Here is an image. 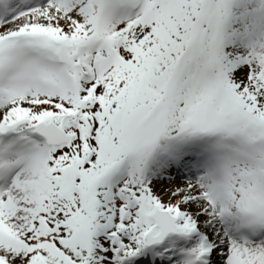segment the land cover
Instances as JSON below:
<instances>
[{
	"label": "snow or ice",
	"instance_id": "1",
	"mask_svg": "<svg viewBox=\"0 0 264 264\" xmlns=\"http://www.w3.org/2000/svg\"><path fill=\"white\" fill-rule=\"evenodd\" d=\"M0 264H264V0H0Z\"/></svg>",
	"mask_w": 264,
	"mask_h": 264
}]
</instances>
